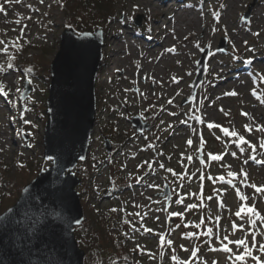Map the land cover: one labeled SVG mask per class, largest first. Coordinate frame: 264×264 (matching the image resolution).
I'll use <instances>...</instances> for the list:
<instances>
[{
  "label": "rangeland",
  "instance_id": "rangeland-1",
  "mask_svg": "<svg viewBox=\"0 0 264 264\" xmlns=\"http://www.w3.org/2000/svg\"><path fill=\"white\" fill-rule=\"evenodd\" d=\"M81 1L0 0V49H8L0 51V84L8 92L0 95V176L30 181L50 165L43 160L48 83L42 76L49 75L63 30L78 33L83 22L89 23L88 32H102L103 60L88 154L98 164L93 172L81 164L75 168L82 225L97 223L100 214L112 217L116 209L117 219H124L121 227L128 230V238L119 239L117 248L99 239L92 253L103 258L124 251L136 264H177L173 256L186 264H256L251 257L234 259L243 251L234 241L244 239L264 264V132L259 131L264 127V0H86L93 5L103 2L109 18L99 26L91 10L74 13L76 6L84 7ZM156 1L160 7L152 5ZM182 14L194 18L195 26H175ZM119 34L123 37L116 40ZM146 43L156 50L154 55L170 58L157 68L161 77L156 82ZM214 54L227 75L220 88L211 81ZM202 59L204 73L194 91ZM27 81L31 90L22 100ZM134 117L147 127L142 133ZM240 136L245 143L239 142ZM105 140L110 142L109 154L117 145L119 149L114 161L103 165L99 162ZM211 155L220 159L211 160ZM229 172L235 176L229 177ZM117 176L126 185L110 192L109 181ZM252 185L262 191L257 193ZM14 202L6 199L0 212ZM241 205L253 206L260 218L250 224L247 214L237 216ZM173 212L182 215L169 227ZM82 225L74 234L84 250L92 232ZM196 234H205L207 244L200 249ZM225 244L231 252L222 250Z\"/></svg>",
  "mask_w": 264,
  "mask_h": 264
},
{
  "label": "water",
  "instance_id": "water-1",
  "mask_svg": "<svg viewBox=\"0 0 264 264\" xmlns=\"http://www.w3.org/2000/svg\"><path fill=\"white\" fill-rule=\"evenodd\" d=\"M102 32L76 34L66 28L59 50L49 65L48 97L45 102L43 159L51 166L40 170L20 191L17 200L0 214V264H83L74 228L84 216L73 173L84 162L95 124V83L103 59ZM201 60L199 76L204 73ZM30 88L22 93L24 100ZM140 133L147 127L132 119ZM104 146L110 151V144ZM167 201L169 191L166 188ZM11 209V212H9ZM174 217L168 219V225Z\"/></svg>",
  "mask_w": 264,
  "mask_h": 264
},
{
  "label": "trees",
  "instance_id": "trees-1",
  "mask_svg": "<svg viewBox=\"0 0 264 264\" xmlns=\"http://www.w3.org/2000/svg\"><path fill=\"white\" fill-rule=\"evenodd\" d=\"M81 3L84 5V7L79 8V5L76 6V8L74 9V13L78 10L80 12L78 15L80 16L83 10H85L86 12L91 10V12H94L95 14L94 15L95 20L93 21L98 23L97 26L104 23L103 21L105 19L106 21L108 20L109 15H107L108 13L107 10L102 9L103 8L102 1H100L96 5L88 3L86 0L81 1ZM88 25L89 23L86 24L85 22H83L84 28L79 27V29L81 30L80 32H82L83 30L88 31L87 30L88 28H85L88 27ZM35 73L36 72L34 70H31V72H29L31 77H35L36 76ZM42 79L47 84L49 80V76L43 75ZM118 146L119 145H117L113 149L111 154L105 153L103 160H101L99 163L104 165L105 163L114 161V159L112 160V157L118 152L119 149ZM96 164H98V161H94L92 158H88L85 163L81 164V166H85L86 170L93 172L95 170ZM14 177L16 176H13L11 178L10 176L9 178L0 176V207L4 205L2 204V202H4L6 199H11L12 201L16 200L22 187L29 182L28 180L20 181L18 179H15ZM125 185L126 183L122 182L118 176L114 178L111 177L109 181V186H110L109 191L110 192H116L119 190L121 191ZM88 188H89V184L85 186V189L81 191V194L85 193ZM87 208L88 207L86 201H84L85 211L87 210ZM111 216L112 217H107L100 214L98 216V220L96 221L97 223L95 224L85 223L82 225L89 228L88 231L92 232V236L88 240L87 246H84V252H85L84 264H136V262L133 261L132 257L129 254L124 253V251L113 252L112 255H108L103 258H98L95 254L92 253V250L97 248L99 239H102L105 244L114 246L115 249L117 248L116 245L118 244L116 242H118L119 239L128 238V230L121 227L124 224V220H122V222L118 220L117 219L118 215L116 214V212H112ZM92 226H98V227H92Z\"/></svg>",
  "mask_w": 264,
  "mask_h": 264
},
{
  "label": "snow or ice",
  "instance_id": "snow-or-ice-1",
  "mask_svg": "<svg viewBox=\"0 0 264 264\" xmlns=\"http://www.w3.org/2000/svg\"><path fill=\"white\" fill-rule=\"evenodd\" d=\"M6 2H7V0H6ZM15 2H16V3H19L20 0H15ZM222 6H223V5H222ZM3 11H4V8H3L2 6H0V12H3ZM17 23H20V22L17 21ZM21 32H23V29H21ZM3 43H4V41L0 40V44H3ZM7 50H8V49H7V46H6V45H5V47H4L3 49H0V51H4V52H7ZM201 50H203V49H201ZM11 59H13V57H9V60H11ZM7 67H8V68H12L13 65H12L11 63H8ZM2 70H3L2 67H0V71H2ZM26 71H27V72H31V69H26ZM29 83H31V81H29ZM229 94H231V95H235V93H229ZM0 95H3V96H5V97L8 95V92L5 91V88H4V85H3V84H0ZM170 102H171V101H170ZM245 115H246V113H245ZM197 119H199V118H197ZM25 123H29V121L25 120ZM208 127H209V128H212L213 125H212V124H209ZM223 131H224L225 135H229V130H228V129H223ZM259 131L264 132V127H261V128L259 129ZM231 135L235 136V135H237V134H236L235 132H232ZM239 142H240V143H245V142H246V141L244 140V137H243V136H240V137H239ZM188 143L191 144V143H192L191 140H189ZM262 147H264V144H262ZM233 155H235V153H233ZM209 158H210L211 160H219V159H220V157H219V156H216V155H211ZM189 159H191V157H189ZM251 159L255 160V157H251ZM255 162H256V163H262V162L259 161V160H255ZM149 167H151V165H149ZM161 167H163V165H161ZM169 171H171V169H169ZM228 176H229V177H234V176H235V173H233V172H229V173H228ZM221 179H223V177H221ZM229 183H231V181H229ZM149 187H154V185H151V184H150ZM252 187L255 188V191H256L257 193H260V192L262 191L261 187H257V186H255V185H252ZM238 195H239V191H238ZM241 199L244 200V199H246V197L241 196ZM176 203H181V201H180V200H177ZM189 207H193V206H192V205H189ZM111 211H116V209H112ZM9 212H11V209H9ZM241 213H245V214L248 215V220H249V223H250V224L253 223V218H254V217H256V218H260V214L255 210V208H254L253 206H245V205H241V206H240V210L236 213V215H237V216H240ZM171 215H173V216H176V215H182V213H175V212H173V213H171ZM3 219H4V217H0V220H3ZM125 222H126V221H125ZM145 231H150V229H145ZM188 235H192V233H188ZM224 239L227 240L228 237L225 236ZM160 240H161L162 242L164 241V236H163V235L160 236ZM171 243H172L171 240H168V241H167V244L171 245ZM234 243H235L237 246H241V245H243V251H242L240 254L234 256V259H235L236 261H238V262H242V261L245 260L246 257H251V258L256 262V264H262L260 258H258V257H256V256H253L252 251H251V249H250L249 246H248V243H247L244 239L236 240V241H234ZM260 248H261L262 250H264V244H261V245H260ZM222 250H223L224 252H226V253L231 252V249H229L228 246H227L226 244L222 246ZM195 255H196V250L194 249V250H192V256H195ZM172 259H173L174 261H176L177 264H186V262H184V261H179L178 258L175 257V256H173Z\"/></svg>",
  "mask_w": 264,
  "mask_h": 264
},
{
  "label": "bare ground",
  "instance_id": "bare-ground-1",
  "mask_svg": "<svg viewBox=\"0 0 264 264\" xmlns=\"http://www.w3.org/2000/svg\"><path fill=\"white\" fill-rule=\"evenodd\" d=\"M156 2L157 3L154 2L152 5L159 6L161 4L158 1H156ZM178 17H179V19L177 21H175V23H177L175 26L178 27L179 25H182L181 30H183V28L187 29L188 26L189 27L190 26H195L194 18H189L187 15H184V14H182V15H180ZM122 37H123L122 34H119L116 37V40L122 39ZM133 46H134V49L136 50V46H135L134 43H133ZM144 46H146V50L149 51L150 54H151L150 57H147L148 58L147 61H148V63L151 64L150 67H151V70H152V78H153L154 82H156L158 80L157 78L161 77V76H158V74H156L157 73V68H160L161 66H163L162 65L163 63H166V62L170 61V58L167 57L169 55L164 54V53L154 55V52H156V50L150 49V47L152 46V45H150V43H146ZM211 58H212V61H216V64H214L213 68L211 69L212 76H215V79H213L211 81H216L215 87L220 88L221 87L220 85L225 82L224 78L227 76L224 73V70H222V68H221L222 66L224 67L225 64L222 62L221 59L218 61V58H220V57L217 56L216 54L212 55ZM172 59H173V57H172ZM217 65L220 66V67H216ZM155 76H156V78H155ZM174 80H176L177 84H180V78L174 77Z\"/></svg>",
  "mask_w": 264,
  "mask_h": 264
}]
</instances>
